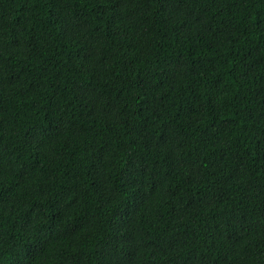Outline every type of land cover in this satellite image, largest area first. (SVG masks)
Segmentation results:
<instances>
[{
  "label": "trees",
  "instance_id": "16d2710c",
  "mask_svg": "<svg viewBox=\"0 0 264 264\" xmlns=\"http://www.w3.org/2000/svg\"><path fill=\"white\" fill-rule=\"evenodd\" d=\"M0 264H264V0H0Z\"/></svg>",
  "mask_w": 264,
  "mask_h": 264
}]
</instances>
